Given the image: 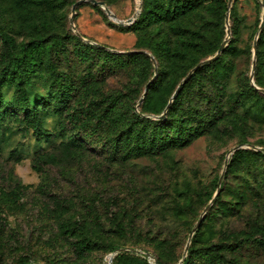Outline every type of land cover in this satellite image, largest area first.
<instances>
[{"label":"rangeland","instance_id":"374dc122","mask_svg":"<svg viewBox=\"0 0 264 264\" xmlns=\"http://www.w3.org/2000/svg\"><path fill=\"white\" fill-rule=\"evenodd\" d=\"M75 1L0 0V29L12 36L16 53L31 40L66 42L59 57L55 52L52 60L42 56L33 67L31 93L48 99L46 106L40 102L41 106L48 107L54 101L50 96L59 83H73L61 115L42 119L47 134L41 142H34L31 129L23 135L29 126L17 124L20 121L14 117L7 116L0 127V264H20L25 259L29 264H153L148 254L158 256L163 264H179L180 258L186 257L184 248L193 226L216 191L225 158L229 155L230 160L229 151L240 143L250 152L261 151V155L249 154L225 169L219 199L206 210L190 239L189 247L195 253L189 264H217L207 246L220 242L218 251L225 258L237 264H264V247L244 240L256 235L264 238V100L252 98L244 106L234 104L233 99L247 83L252 84L251 74L253 78L264 77V61L254 59L253 64L252 57L264 8L257 0H232L229 35L223 18L215 32H210V36L230 41L213 75L221 74L224 66L228 70L210 83L217 88L223 117L198 130L184 144L174 142L160 153L122 158L108 155L101 139L103 132L98 137L90 133L94 118L85 115L92 138L83 140L67 125L64 114L74 107L84 109L105 92L118 97L116 113L125 122L132 108H140L138 98L153 74L148 72L144 78L137 63L100 74V54L83 46L98 44L109 52L146 49L161 53L149 99L172 89L162 112L191 64L209 56V45L168 60L165 50H158V43L143 40L146 29L149 27L154 36L151 26L157 25L173 46L176 38L167 24L133 25L143 0L134 22L124 25L112 20L104 8L125 21L137 11V0H100L103 6L84 1L72 14ZM70 20L88 42L73 39L76 35ZM259 52L264 59V42ZM208 75L201 71L195 77L206 80ZM195 88L188 89L197 102ZM3 91V99L8 101L13 88ZM260 95L264 99V93ZM174 116L181 119L183 114L179 111L171 118ZM131 246L142 250L139 260L116 252L108 262L110 248Z\"/></svg>","mask_w":264,"mask_h":264},{"label":"trees","instance_id":"16d2710c","mask_svg":"<svg viewBox=\"0 0 264 264\" xmlns=\"http://www.w3.org/2000/svg\"><path fill=\"white\" fill-rule=\"evenodd\" d=\"M260 1L264 5V0ZM227 2L228 0H143L142 11L133 25L145 28L151 23L158 24L162 21L165 22L168 28H170V33L176 38V42L173 46L170 45L168 41L170 37L158 31L159 27L157 25H155V27L151 26L154 36L148 32V27L146 29V36L143 40L148 43L153 40L152 42H154V44L151 43V45L158 43V50H165V56L168 60L173 56L184 57L193 49H202L204 46L209 45L210 51L207 53L209 56L204 58L206 59L213 56L222 41L226 39L224 38L222 40L221 37L210 36V32H215V26L219 24L220 19L222 20L223 18V22H225L227 10L230 12ZM257 2L260 4L258 0ZM157 37L158 40H156ZM73 39L80 42L78 36H73ZM263 42L264 13L262 28L256 40V61H259L261 58L264 61L263 56H261V53L259 52V46ZM65 44L66 42L60 39H56L50 43L44 39H36L22 45L18 53H16L12 36L0 29V107H3L0 109V127H2L4 123L3 120L7 116H11L16 118L17 121H20L17 124L29 126L28 129L24 128L22 132L23 135L28 133L29 129H31L34 142L39 143L42 141L41 137L47 134V128L43 126V122H41L42 119L48 115H61V108L65 106L68 99V93L71 91L70 87L73 83L68 84V86L59 83L57 85L58 89L54 92V95L50 96L54 101L48 107H43L40 102L43 103L42 105L46 106L48 99L45 96H37L31 93L30 78L33 67L37 64L38 58L45 56L49 60H52L51 57L53 52L59 57V55L65 50ZM229 44L230 41H227V44L216 59L199 66L195 73L190 76L184 84H182L167 108L163 119H157L154 116L160 115L163 112H160V109L165 105L163 103L166 95H168L172 89L166 92V94L163 93L158 95L154 100L149 99L151 96V88L156 79L155 77L140 103V108L138 110H133L132 108V115L127 121L121 122L122 116H118L116 113L118 97L112 93L104 92L101 93L100 98L90 100L89 104L84 109L74 107L71 111L65 112L66 123L71 129H76V133L79 135L81 134L83 140L91 139L92 135L98 137V135L103 132L101 139L106 145V151L110 157L121 156L122 158H127L129 156H138L140 154H154L152 152L160 153L171 147L174 142L184 144L189 141L190 136L195 135L198 130H203L218 121L224 113L222 102L216 97L215 91L217 88L216 90L213 89L210 83L224 77L225 72L228 70L226 66H224V70L220 72L221 74L216 76L213 75L215 71L218 72L215 64H218L223 60V54L226 52ZM83 48L88 50L91 49L100 54V64L97 63V68L99 69L98 71L100 74L104 71H112L115 70L116 67H123L130 63H137L142 66V74L144 75V78L148 72L149 74H154V70L151 67V61L149 57L144 54L109 52L104 46L98 44H86ZM146 51L149 52L148 50ZM150 54L154 57L157 64V72H159L161 53L156 52V54ZM199 62H193L191 67H194ZM201 71L209 72V75L206 76L207 81L200 77H195ZM90 73L91 72H87L86 75H90ZM69 78L71 77L69 76ZM149 80H147V82ZM72 81L74 82L73 79ZM253 81L257 87L264 89V77L254 76ZM192 85L194 88L196 87L195 93L197 95V102L193 101V92L188 89ZM8 86H11L13 91L10 99L4 101L3 89ZM259 92L260 91L252 84L247 83L242 89H240V92L234 94V104H242L245 106V103L251 101L252 98L258 102H262L264 99L260 93L263 92ZM183 102L186 104L184 108L181 106ZM135 103L136 102H134L133 105ZM179 111L183 114L181 119H179L180 116H174L171 118L172 114L175 113L176 115ZM145 113H153V115L150 116ZM85 115L94 118V123H90L92 128L90 133L92 135H89L88 133L89 124L84 121ZM240 144L243 145L242 143ZM16 151L17 149L14 150V152ZM249 154L261 155V151L250 152L244 148L236 149L232 152V157L228 160L226 168L229 169L234 161L249 157ZM223 188L224 181L221 182L219 192L223 190ZM219 192L214 201L219 199ZM109 211L111 214L114 213L112 208H110ZM202 221L203 219L200 224ZM244 240L257 243L264 247V238L262 236L256 235L251 238H245ZM237 243L240 244V240ZM221 244V242L211 243L207 246V249L212 250L215 262L217 264H237L234 259H227L218 251ZM112 248L113 249L110 248V253L118 248L124 247ZM125 248L139 249L132 246ZM140 251L141 252L139 253L129 250L121 252L130 255L132 259L139 260L140 258H138V254H141L142 250ZM194 253L195 250L192 247H188L186 257L180 264H189L191 256ZM154 258L157 260V264H163L158 256H154ZM29 263L30 260L25 259L20 264Z\"/></svg>","mask_w":264,"mask_h":264},{"label":"water","instance_id":"95a60500","mask_svg":"<svg viewBox=\"0 0 264 264\" xmlns=\"http://www.w3.org/2000/svg\"><path fill=\"white\" fill-rule=\"evenodd\" d=\"M84 1H89L91 2L92 4L94 5H98V6H103L104 5V2L103 1H100V0H77L73 3L72 5V9H71V13L73 14L74 13V9H75V6L84 2ZM260 5L264 8V5L263 3L258 0ZM232 0H228L227 2V5H228V8H230V4H231ZM140 0L138 2V9L137 11L135 12V14H133L130 18H128L127 20L125 21H119L117 20V18L114 16V14H112L110 12V10H108L107 8H104L105 9V12L106 14L112 19L114 20L115 22H117L119 25H124V24H130L132 22H134V20L136 19V17L138 16L139 14V11H140ZM228 15H229V11L227 10L226 12V16H225V25H226V34L229 35L230 31L227 29L228 27ZM70 24H71V27H72V30H74V33L76 36H78V38L80 39H83L84 41H88L86 39H84L80 33L78 31H76L74 29V25H73V22L72 20H70ZM262 28V20L260 22V26H259V29ZM256 40H257V36L255 37L254 41H253V45H252V57H253V64H254V59H255V53H256ZM227 44V39H224L222 41V43L220 44L218 50L216 51V53L211 56V57H208L202 61H200L198 64H196L194 67H192L188 72L187 74L182 78L181 82H179V84L177 85L176 89L174 90L173 94L171 95V98L170 100L168 101L167 105L165 106L163 112L160 114V115H157V116H154L155 118L157 119H163L165 117V112L167 110V108L169 107L171 101L174 99V97L176 96L177 92L179 91V89L181 88L182 84H184L189 78L190 76L198 69L199 66L205 64V63H208L210 61H212L213 59H216L220 53L222 52L223 48L225 47V45ZM112 52H117V53H140V54H144L146 56L149 57L150 61L152 62L153 64V70H154V74L152 76V78L144 85V89H143V93L141 95V97L138 99V104H140L144 98V96L146 95L147 91H148V88H149V85L154 81L155 77H156V72H157V64H156V61L154 59V57L152 56V54H150L149 52H147L146 50H131V51H118V50H114L112 49ZM251 83L252 85L258 89L260 92H263L264 93V89L263 88H260V87H257L255 84H254V81H253V75L251 74ZM244 146L241 145V144H238L236 146H234L230 151H229V154H232L233 151H235L236 149H239V148H243ZM229 156V155H228ZM228 156L225 158V161H224V170L222 172V174L219 176L218 178V182H217V188H216V191L214 192L212 198L210 199V202L205 206L202 214L199 216L196 224L193 226L192 228V231L189 235V239L185 245V248H184V255H186V252L188 250V247H189V243H190V239L193 235V233L197 230L198 228V225L200 224L201 220L203 219V216H204V213L206 212V210L209 208V206L212 204V202L214 201L215 197L217 196L218 192H219V188H220V185H221V182H222V178H223V173L225 171V168H226V165H227V162H228ZM126 250H129V251H133V252H136V253H139L141 252L139 249H134V248H118L117 250L109 253V263L112 261V258L114 256V254L116 252H121V251H126ZM149 258L151 260H153V264H157V260L151 255V254H148ZM184 259V256L180 259L179 261V264L183 261Z\"/></svg>","mask_w":264,"mask_h":264},{"label":"bare ground","instance_id":"6f19581e","mask_svg":"<svg viewBox=\"0 0 264 264\" xmlns=\"http://www.w3.org/2000/svg\"><path fill=\"white\" fill-rule=\"evenodd\" d=\"M139 2V0H137V3ZM108 259H109V256H108ZM109 262V261H108Z\"/></svg>","mask_w":264,"mask_h":264}]
</instances>
